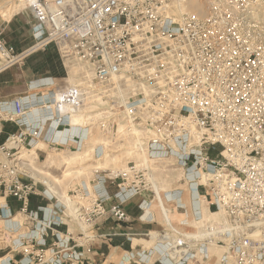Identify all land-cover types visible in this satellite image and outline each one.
I'll return each mask as SVG.
<instances>
[{
	"label": "built area",
	"instance_id": "obj_1",
	"mask_svg": "<svg viewBox=\"0 0 264 264\" xmlns=\"http://www.w3.org/2000/svg\"><path fill=\"white\" fill-rule=\"evenodd\" d=\"M205 1L210 13L198 18L179 11L185 0H25L36 42L21 52L0 27V73L53 45L74 78L31 86L30 96L0 113L23 127L0 143V198L17 201L15 215L40 229L12 243L27 264H84L75 247L97 238L98 219L126 222L128 200H158L156 169L181 170L179 181L210 209L197 218L195 234L167 240L172 264L196 255L207 260L209 247L222 250L219 264H264V0ZM74 117L83 125H69ZM50 126L44 137L56 152L69 145L82 151L97 132L105 141L92 149L95 160L134 157L118 168L96 166L90 191L81 184L67 196L89 206L70 208L33 177L27 161ZM70 128L77 132L55 138L54 131ZM107 183L117 190L113 196L101 190ZM32 195L49 203L47 215L29 209ZM179 195L170 200L183 209ZM66 219L76 239L67 227L59 237L55 227Z\"/></svg>",
	"mask_w": 264,
	"mask_h": 264
},
{
	"label": "crops",
	"instance_id": "obj_2",
	"mask_svg": "<svg viewBox=\"0 0 264 264\" xmlns=\"http://www.w3.org/2000/svg\"><path fill=\"white\" fill-rule=\"evenodd\" d=\"M33 24L34 19L31 13L16 14L5 24V29H9L12 31L11 34H13V37L9 38L8 32L7 34L5 32L6 42L12 45L17 52L27 49L32 43L30 33ZM29 26L30 28L27 30ZM23 36H25L24 39ZM65 74L66 71L53 45L34 51L24 59L20 66L9 68L0 73V113L2 111H5V113L10 112V102L13 99L19 98L24 101L26 96H30L32 92L31 86L42 81H52L60 84L59 80L65 79L63 78ZM35 110H32L34 114L36 113ZM41 114L44 115L43 111H41ZM29 118L28 116V121ZM68 124L73 123L70 122ZM31 125L34 126L33 121ZM16 127L12 122L0 120V142H4L14 132H19V128L17 129ZM52 127L50 126L44 130L41 138L35 140L34 149L40 143L44 145L42 149L36 148L35 154L38 156H49L50 154L60 156L74 153L73 145L60 150L59 153H56V150H52L44 137L45 134L46 136L49 135ZM74 129L54 131L53 133L57 140H62L76 133L77 131ZM175 171L181 172L179 169ZM90 186H92L91 183ZM101 190L111 196L117 191L110 183L105 184ZM178 192H180L179 199L183 209L177 208L175 202L170 200ZM163 193L162 199L167 206L165 211L159 206V200L152 199L148 201L146 195H139L124 204L123 208L128 216L126 222L117 223L111 219H98L94 227V233L97 238H94L91 242L83 243L82 246L75 247L77 252H83L84 264H172L173 261L165 253V247L168 239L180 233L172 227V223L180 230H196L199 226L197 218L209 217L210 209L204 199L198 197V201H196L194 194L185 184L171 185ZM18 208L19 204L14 199L0 198V233L6 235L4 236V241H0V264H27L30 259L23 256L19 248L12 246V243L17 238L27 237L40 231L39 228L35 232L32 231L34 223H28L22 216L15 215ZM40 208L44 209L43 212L47 215L50 205H47L44 198L32 195L29 209L36 211ZM1 209H3V214L8 212L7 216H2ZM38 216L41 218L42 213L39 212ZM168 217H170V220ZM69 220L66 219L67 230L74 233L77 228ZM57 230L59 237L64 235L65 227L60 226ZM162 234L167 239H163L161 237ZM51 241H53V237L46 239L47 244ZM87 248L89 249L87 250ZM221 252L222 250L219 248L209 247L207 248L209 256L207 260H202L199 255H196L195 259L187 262V264H219L218 258Z\"/></svg>",
	"mask_w": 264,
	"mask_h": 264
},
{
	"label": "rangeland",
	"instance_id": "obj_3",
	"mask_svg": "<svg viewBox=\"0 0 264 264\" xmlns=\"http://www.w3.org/2000/svg\"><path fill=\"white\" fill-rule=\"evenodd\" d=\"M25 6H26L25 0L24 2L22 1V3L21 2L19 3V0H0V27L4 30V35L5 32L6 34L8 32L7 34L8 37L9 38L13 37V34H11L12 31H10L9 29H5L6 22L10 21V19H12L13 16H15L18 13L30 14L29 10L25 9ZM29 28L30 26L27 27V30H29ZM30 36L32 43L28 48L32 47L36 42L33 39L32 34ZM24 37L25 36H23V39ZM20 65H13L11 68H15ZM63 78H66L65 81L68 83L74 82L73 76H71L69 73L68 76H66L65 74ZM74 119H78V120H74ZM8 122L14 123V126L16 125L17 126L16 128L17 129L19 128L20 130L19 132L23 130V127L19 126V124L15 123L14 121H8ZM72 123L76 125H83V121L79 117H74L72 119ZM19 132H14L11 135L19 134ZM100 141L104 142L105 140L103 138L101 139L100 136L97 135V132H92L90 138L88 139V142L85 143L84 149H82V151L69 153V155H60V156L55 154L54 155L50 154L49 156L36 155L35 154L36 148L38 149L44 148V145H42L41 143L38 144V146L35 147V149L33 148V150L31 151L33 155L32 156L28 155L27 158V161L29 162L30 166L32 167V170L34 171L32 174L33 177L35 179H40L41 181L42 180L47 181L48 182L47 187L54 193L53 196H55L58 200L61 201V203L67 205L68 207L71 208L72 205H79V203L85 205L86 203H84L83 201H77L74 203L73 202L75 200L74 198L67 197L68 195H70V193L68 192L76 188V186H81V184H86L88 190L90 191L92 186H90L89 181L92 178L93 169L96 166L102 168H108V169L118 168V167H122L127 160L132 159V157H134V154L129 155L127 153L124 154L109 153V154H104L100 160H95L92 156V149ZM56 153H59V151H57ZM154 173L155 176L160 174L159 179L157 178L158 180H156L155 182L157 183L156 187L160 188L159 193L161 196L163 195V191L167 190L168 187H171V185L177 186L179 184H183L182 181H179L182 177V173L180 171L178 172L173 170L169 172H163L160 169H156ZM44 195L47 197L49 196L48 193ZM48 204L49 203H47V205ZM85 206L88 207L89 205H85ZM164 207H166L167 209V206ZM62 226L65 227V230L66 227L68 228V224H66V226L64 225ZM172 227H174L177 231H179L181 234L184 235L195 234L194 228L193 231L180 230L173 223H172ZM57 228L58 227H55L56 230ZM72 236L75 239L77 238V236L74 233H72Z\"/></svg>",
	"mask_w": 264,
	"mask_h": 264
},
{
	"label": "bare ground",
	"instance_id": "obj_4",
	"mask_svg": "<svg viewBox=\"0 0 264 264\" xmlns=\"http://www.w3.org/2000/svg\"><path fill=\"white\" fill-rule=\"evenodd\" d=\"M22 1L24 2V0H19V3L21 2L22 3ZM21 5V4H20ZM179 11L181 12V13H183V12H189V13H192V14H194L196 17H198V18H205V17H207L208 16V14L210 13V9H209V6H208V4H207V2L205 1V0H185V2L183 3V4H180L179 6ZM207 7H208V9H207ZM74 120H78V119H74ZM159 177H160V174L159 175H157V176H155L154 177V180L156 181V180H158L159 179ZM158 178V179H157ZM157 186V185H156ZM156 192H157V198H158V202L160 203V207L162 208V209H164V211H165V207L164 206H166V203H165V201H163V199H162V196L160 195V193H159V190H160V188L159 187H156ZM168 212V211H167ZM170 216V215H169ZM169 218V220H170V217H168ZM167 219V218H166ZM171 221H172V219H171ZM167 222V221H166ZM169 223V222H168ZM173 229V228H172ZM174 231V230H173ZM176 232V231H175Z\"/></svg>",
	"mask_w": 264,
	"mask_h": 264
},
{
	"label": "trees",
	"instance_id": "obj_5",
	"mask_svg": "<svg viewBox=\"0 0 264 264\" xmlns=\"http://www.w3.org/2000/svg\"><path fill=\"white\" fill-rule=\"evenodd\" d=\"M0 143H2V142H0Z\"/></svg>",
	"mask_w": 264,
	"mask_h": 264
}]
</instances>
